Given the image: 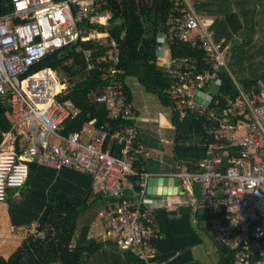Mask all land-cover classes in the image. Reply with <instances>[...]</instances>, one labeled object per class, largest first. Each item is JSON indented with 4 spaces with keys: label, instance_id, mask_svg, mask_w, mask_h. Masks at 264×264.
<instances>
[{
    "label": "built area",
    "instance_id": "2783aa9c",
    "mask_svg": "<svg viewBox=\"0 0 264 264\" xmlns=\"http://www.w3.org/2000/svg\"><path fill=\"white\" fill-rule=\"evenodd\" d=\"M172 1L158 55L171 76L169 97L180 117L193 111L217 122L208 130L213 139L202 170L190 171L175 162L176 170L164 176L177 178L181 191L154 193L148 190L149 179L161 175L149 169L151 149L137 123L98 124L91 118L65 133L67 121L80 114L65 98L70 84L48 67L28 71L47 54L71 45L83 52L87 69L98 67L107 82L92 93L93 101L105 105L110 119L138 117L121 77L120 44L110 30L114 13L106 0H11L12 9L0 15V95L9 97L6 117L11 123L0 143V202L9 188L26 182L30 162L82 170L92 175L93 191L108 200L98 214L97 235L132 249L147 264H168L156 259L155 241L162 237L157 211L178 208L185 202L182 195L194 209L203 204L214 214L211 234L234 252L237 264H264V85L248 90L235 81L234 98L225 103L216 99L227 47L214 40L213 19L198 14L195 0ZM175 39L205 54L200 59L172 56ZM83 41H92L103 52L94 56ZM161 142L173 146V139ZM36 227L18 230L44 236Z\"/></svg>",
    "mask_w": 264,
    "mask_h": 264
},
{
    "label": "trees",
    "instance_id": "16d2710c",
    "mask_svg": "<svg viewBox=\"0 0 264 264\" xmlns=\"http://www.w3.org/2000/svg\"><path fill=\"white\" fill-rule=\"evenodd\" d=\"M114 19L111 32L120 44L121 76L128 100L133 105V93L128 79L136 78L149 92L172 109L173 158L190 171L202 170L201 161L213 138L208 130L217 122L189 111L183 117L175 110L169 97L171 76L161 64L158 47L160 34L167 30L166 18L173 8L172 0H106ZM198 14L211 17L210 31L222 48L227 47V67L220 71L221 86L215 96L221 103L234 98L237 81L248 90H260L264 85V0H195ZM12 9L11 0H0V15ZM261 33L259 40L256 34ZM93 48V55L103 52L92 41L80 42ZM172 56L201 58L205 53L190 42L175 39L170 44ZM106 63H102L105 65ZM48 67L56 70L71 89L70 98L80 109L75 119L66 123L65 133L77 130L83 122L95 118L98 124H136L137 118L121 116L110 119L104 104L93 101L92 93L107 83L98 67L87 69L83 52L76 45L67 46L47 54L32 65L29 73ZM8 95H0V143L11 123L6 117ZM134 109L135 106L133 105ZM137 110V109H136ZM139 114V113H138ZM116 125V124H115ZM118 127V126H117ZM93 177L86 171L29 163V176L25 183L8 189L6 200L14 228L36 222L37 231L44 236L29 233L9 255L0 254V264H147L132 249L122 248L116 241L90 236L92 224L99 212L108 204L106 197L93 191ZM195 195L202 199L199 186ZM177 209L157 211L162 237L155 242L156 259L168 264H205L195 257L194 248L203 242L202 234H209L217 246L218 264H237L235 254L220 244L211 234L214 214L200 204L190 205L187 196Z\"/></svg>",
    "mask_w": 264,
    "mask_h": 264
},
{
    "label": "rangeland",
    "instance_id": "374dc122",
    "mask_svg": "<svg viewBox=\"0 0 264 264\" xmlns=\"http://www.w3.org/2000/svg\"><path fill=\"white\" fill-rule=\"evenodd\" d=\"M261 37V33L256 34V39L259 40ZM61 75V74H60ZM62 77V75H61ZM129 85L133 90V96L135 104L141 109V114L146 120H141L140 123L143 125L148 124L150 126H157L160 123L164 124L163 128H166L169 123H171V116H172V109L170 106L164 105L157 94L153 92L147 91L136 78L128 79ZM261 86H263L261 84ZM163 133L167 135H172L173 131L163 129ZM198 186V185H197ZM183 198V197H182ZM1 203H5L8 205L7 202H0V218L6 219V215L8 216L7 206H2ZM36 223H34L35 226ZM33 226V225H31ZM0 247L5 242H8L10 234L15 232H22L26 236L25 230H18V227L14 228L11 224L7 223L3 220L0 221ZM203 242L194 248L195 257L199 259L201 262L205 264H218L219 254L217 251V246L213 238L204 232L202 234ZM2 239V240H1ZM10 243V242H8ZM14 246V245H13ZM9 251L12 250V245H8ZM1 252V250H0ZM7 253V252H6Z\"/></svg>",
    "mask_w": 264,
    "mask_h": 264
},
{
    "label": "crops",
    "instance_id": "0c3cea01",
    "mask_svg": "<svg viewBox=\"0 0 264 264\" xmlns=\"http://www.w3.org/2000/svg\"><path fill=\"white\" fill-rule=\"evenodd\" d=\"M132 93H133V90H132ZM132 102H133V105L135 106V108L138 110V113H139L137 124H138V126H140V129H141L142 140L151 149L152 161L149 165V169L152 172L160 173L161 176H159V178L160 177L161 178L167 177V176H164V174L172 172L173 170H176V163H175L174 158H173L174 155L172 152V145L163 144L161 142V139L164 137L172 139L173 134L172 135L164 134L163 129H166V128L168 130L170 129L174 133V126L172 125V123H169L168 125H166V126H168L166 128H163V126H165V125L161 124V123L157 126H150L148 124L143 125L142 123H140V121L146 120V118H144L142 116L141 109L135 104L134 96H133ZM167 178H168L169 185L174 187L171 189H176L177 185L174 184L175 178H172V177H167ZM156 184H158V186L155 185L157 192L160 189H164V187H166L167 189L170 188V187H167V185L163 186L160 182H157ZM176 199H178V197L172 198V200H176ZM182 199H184V198H182ZM1 205L7 206L5 203H1ZM7 210H8V207H7ZM8 214H9V212H8ZM2 220H3V222L5 221L6 224L9 223L12 225L11 220H10V215H8V216L6 215V219L0 218V221H2ZM96 222H97V220L92 224V227L90 230V236H97L98 237L97 233L99 231H98V227L96 225ZM34 223H36V222H34ZM34 223H32L31 225H34ZM25 237H26L25 234H23L22 232H15V233L10 234V237L8 239L9 240L8 242H10V243L4 242L1 245L0 254H2L4 256H9L17 248V246L22 242V240ZM1 242H3V241H1ZM1 242H0V244H1ZM9 244L12 245V250H10V251L8 248Z\"/></svg>",
    "mask_w": 264,
    "mask_h": 264
},
{
    "label": "water",
    "instance_id": "95a60500",
    "mask_svg": "<svg viewBox=\"0 0 264 264\" xmlns=\"http://www.w3.org/2000/svg\"><path fill=\"white\" fill-rule=\"evenodd\" d=\"M157 182H160L163 186H166L168 185V178L167 177H164V178H159V177H152L149 179V187H148V190L149 191H152V192H157V189L155 187V184ZM174 184L178 186L179 184V180L177 178L174 179ZM178 191H181L180 187L178 186L176 189H167L166 187H164V189H160L158 192H161V193H168V194H175L177 193Z\"/></svg>",
    "mask_w": 264,
    "mask_h": 264
}]
</instances>
